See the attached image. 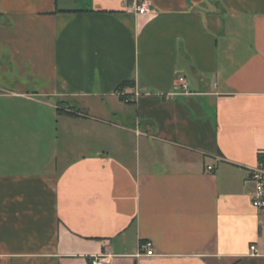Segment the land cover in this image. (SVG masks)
I'll return each mask as SVG.
<instances>
[{
  "label": "crops",
  "instance_id": "crops-1",
  "mask_svg": "<svg viewBox=\"0 0 264 264\" xmlns=\"http://www.w3.org/2000/svg\"><path fill=\"white\" fill-rule=\"evenodd\" d=\"M137 1L0 0V264H264V0Z\"/></svg>",
  "mask_w": 264,
  "mask_h": 264
},
{
  "label": "built area",
  "instance_id": "built-area-1",
  "mask_svg": "<svg viewBox=\"0 0 264 264\" xmlns=\"http://www.w3.org/2000/svg\"><path fill=\"white\" fill-rule=\"evenodd\" d=\"M135 8L140 15H146L152 12L150 11V3L148 0H138ZM181 87L185 92H189L185 82L181 84ZM213 169V167H208L209 172H212ZM249 179L254 184V191L251 200L252 206L260 212L264 223V151H260L257 165L250 169ZM142 249L145 251L147 257L155 256L150 242L144 244ZM250 249L253 254H257L256 246H252ZM109 260L110 255L100 254L91 257L89 264H107Z\"/></svg>",
  "mask_w": 264,
  "mask_h": 264
}]
</instances>
